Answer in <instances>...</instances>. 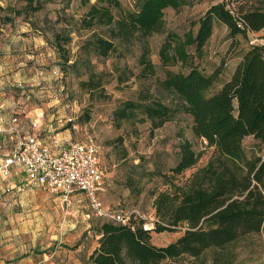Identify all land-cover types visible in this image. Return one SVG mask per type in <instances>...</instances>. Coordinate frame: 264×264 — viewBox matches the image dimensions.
I'll return each instance as SVG.
<instances>
[{"label":"trees","instance_id":"obj_1","mask_svg":"<svg viewBox=\"0 0 264 264\" xmlns=\"http://www.w3.org/2000/svg\"><path fill=\"white\" fill-rule=\"evenodd\" d=\"M49 0H24L21 7L0 5L2 23L24 20L41 11ZM186 0H135L133 9L120 0H97L74 25L89 35L73 55L68 45L73 41L71 30L54 29L52 45L61 65L86 68L83 88L103 91L105 71H96L92 56L108 59L123 57L133 45L140 47L138 78L155 74L150 58V37L163 33L165 10L179 9ZM58 21V20H57ZM67 19V24L68 23ZM223 23L226 40L233 41L236 62L226 69L224 59L209 73L200 67L206 56L215 25ZM243 24V27L241 26ZM72 26V25H71ZM38 29V27H36ZM264 0H223L213 4L198 19L190 22L183 34L169 31L159 49L166 67L155 89L143 87L135 99H127L114 110V124L150 121L152 130L173 120L178 113L192 118V131L214 147L206 165L196 169L184 182L177 176L195 167L201 158L188 139L179 144L178 160L170 173L152 170L151 179L159 176L165 189L156 187L155 216L159 222L145 230L143 221L134 225L112 221H96L99 245L90 256L93 264H162L185 256L201 259L207 250H214L212 264H232L229 247L238 241L259 234L264 228V46L250 45L249 32L264 39ZM41 30L46 35L44 30ZM43 30V31H42ZM241 35L246 45H236ZM71 61V62H70ZM179 66L178 70L170 67ZM220 83L219 87L217 84ZM256 141L247 149L243 141ZM124 157L127 149L118 139ZM100 155V154H99ZM130 179V185H133ZM184 233L166 245L152 242V231Z\"/></svg>","mask_w":264,"mask_h":264},{"label":"rangeland","instance_id":"obj_2","mask_svg":"<svg viewBox=\"0 0 264 264\" xmlns=\"http://www.w3.org/2000/svg\"><path fill=\"white\" fill-rule=\"evenodd\" d=\"M96 1L49 0L41 11L27 19L34 25L25 21L23 16L6 24L0 18V45L4 48L2 58L9 65H20V76L25 79L20 86H14L11 92L15 99L22 101L25 111L22 115L30 114L36 107L43 109L41 121L45 138L52 133H61L58 136L60 139L93 143L98 147L104 175L100 199L105 207L118 213L138 208L147 217L157 218L152 191L156 187L165 189L166 186L159 176L151 179V171L156 169L170 173V168L178 160L179 144L188 139L201 158L195 167L177 176L176 182L182 183L196 169L207 164L214 154V147L193 133L192 118L185 113H178L173 120L155 130H152L148 120L125 122L118 128L114 124L113 113L123 101L135 99L143 87L149 86L154 90L156 80L164 77L166 67L161 63L159 49L167 33L174 31L183 34L190 28L192 20L198 19L213 4L223 0H186L187 3L179 9L165 10L166 31L150 37V58L156 67L155 74L150 77L140 79L137 76L142 68L138 45L125 50L123 57L100 59L92 56L94 69L103 70L106 74L103 91H89L80 83L87 79L86 68H63L52 45V33L54 29H73V41L68 47L73 55L78 53L89 32L77 30L74 23ZM120 1L126 8L135 7V0ZM23 2L0 0V5L21 7ZM5 13L7 11L0 10V16ZM67 19L70 24H67ZM36 27L42 28L46 35ZM227 32L223 23L215 25L214 35L206 46V56L200 61V67L207 73L224 59L227 61L226 71L231 70L236 62V49L233 41L226 40ZM237 39L236 48L246 45L241 35ZM170 68L178 70L179 66ZM69 118L73 121L69 122ZM49 129H52L51 132ZM119 138L124 140L127 157L119 152L122 151L117 146ZM254 142L253 137H247L243 144L250 149ZM130 179H133V185H130ZM6 184L7 181L3 180L0 190V245H13L17 253L35 247L43 254L56 243L65 241L66 237L75 240L83 235L89 243H93L98 235L94 229L96 221H112L97 217L80 191L74 192L69 201L64 202L61 195L46 192L38 186L19 190L18 187L7 188ZM183 233L184 230L180 228L159 233L152 231V242L166 245ZM229 251L234 256L232 264H264V228L259 234L238 241L229 247ZM213 255L214 250L209 249L200 260L185 256L162 264H212Z\"/></svg>","mask_w":264,"mask_h":264},{"label":"built area","instance_id":"obj_3","mask_svg":"<svg viewBox=\"0 0 264 264\" xmlns=\"http://www.w3.org/2000/svg\"><path fill=\"white\" fill-rule=\"evenodd\" d=\"M243 27V24H241ZM250 45L264 46V39L249 32ZM14 121H17L15 118ZM73 119L69 118V122ZM33 133H28L15 152L8 156L0 170L10 173L13 165L20 167L27 184L38 186L42 190L61 195L64 202L69 201L74 192H82L95 215L99 218L134 225L143 221L145 230L155 228L158 218L147 217L140 209L133 208L126 213H118L105 207L100 199L104 189V175L98 147L93 143L73 141L53 137L52 143H46L40 137L41 126L38 121L32 124Z\"/></svg>","mask_w":264,"mask_h":264},{"label":"crops","instance_id":"obj_4","mask_svg":"<svg viewBox=\"0 0 264 264\" xmlns=\"http://www.w3.org/2000/svg\"><path fill=\"white\" fill-rule=\"evenodd\" d=\"M262 34H264V28L259 32V35ZM3 52L4 48L0 45V166L8 156L18 149L24 137L28 133L34 132L32 129L33 122H39L41 126L40 137L46 143H52L53 137H58L61 134L52 133L47 138L42 135L44 130L41 121L42 108L36 107L30 114L22 115V112H25L21 105L22 101L15 99L11 92L14 86H20L21 83L25 82L24 77L20 76L22 69L18 64L9 65L5 62L2 58ZM15 118L17 121H14ZM51 130L48 131L51 132ZM3 180L7 181V188L18 187L21 190L36 187L27 184L24 171L16 165L10 168L9 174H4L0 170V190L3 188ZM99 238L100 235H96L93 243H89L88 238L83 235L79 239H75L76 242L74 239L66 237L65 241L56 243L43 254H40V251L35 247H29L17 253V249L13 245L3 246L1 243L0 264H93L90 261V256L99 245Z\"/></svg>","mask_w":264,"mask_h":264}]
</instances>
